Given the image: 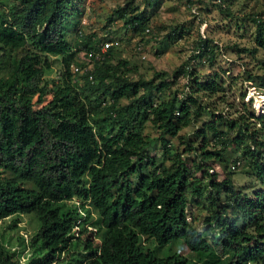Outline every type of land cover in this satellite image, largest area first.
<instances>
[{"label": "trees", "instance_id": "obj_1", "mask_svg": "<svg viewBox=\"0 0 264 264\" xmlns=\"http://www.w3.org/2000/svg\"><path fill=\"white\" fill-rule=\"evenodd\" d=\"M74 1L12 0L7 11L0 10V167L14 174L0 178V219L32 213L38 222L25 240L28 254L22 264H54L59 232L75 223L77 216L97 230L100 241L94 252L81 255L76 264H188L175 253L157 256L145 245L148 239L157 245L181 239L195 255L193 264H221L227 255L229 259L222 264H264V189L255 191L253 198L246 197L230 177L217 181L207 163L219 162L229 145L239 146L241 156L230 162L247 161L251 174L264 186V114L255 115L243 100L244 93H240L241 109L232 108L237 113L233 117L207 109L192 94L153 102L152 88L162 90L168 83L159 81L154 87L150 80L132 79L126 61L109 62L114 45L101 60H93V70L85 73V79L91 74L88 88L93 98L84 100L74 86L64 82L54 83L51 98L44 102L49 89L43 75L51 66L47 54L61 55L65 66L69 58L83 65L86 61H78L76 52L92 53L110 40L83 34L76 26V36L69 42L65 29ZM123 18L133 33L152 32L142 11L129 10ZM251 20L261 47L264 20L254 15ZM180 32L173 27L168 35L177 38ZM197 43L194 56L206 52L208 59L213 55L209 39L199 37ZM184 72L183 63L173 71ZM247 78L253 79L251 73ZM255 78V84L264 86V76ZM197 89L209 95L216 86L208 81L199 83ZM122 97L127 102L120 103ZM204 111L222 119L228 128L217 131L213 123H201L193 131L198 140L195 169L207 176L206 186L187 180L181 158L172 167L157 162L145 149L148 141L141 135L144 122L152 120L158 129L160 153L168 156L170 138ZM97 114L102 117L91 122L90 117ZM186 143L190 145L189 140ZM205 187L211 209L202 228L196 230L184 210L188 196L202 198ZM73 197L81 202L79 208L74 205L76 210L58 204ZM76 211L80 213L75 216ZM91 212L96 216L92 221L88 220ZM251 218L256 222L249 231L246 226ZM72 236L71 232L65 240ZM0 264H15L1 241Z\"/></svg>", "mask_w": 264, "mask_h": 264}, {"label": "rangeland", "instance_id": "obj_2", "mask_svg": "<svg viewBox=\"0 0 264 264\" xmlns=\"http://www.w3.org/2000/svg\"><path fill=\"white\" fill-rule=\"evenodd\" d=\"M11 2L12 0H0V10L7 11ZM122 7V10L116 11ZM129 10L142 11L145 14L152 25L150 34L133 33L125 25L123 15ZM251 15L264 20V0H75L65 32L71 43L76 36V26L83 34H94L102 40L118 41L113 44L109 62L126 61L125 68H129L128 74L132 79L140 77L150 80L154 87L159 81L168 83L162 90L152 88L153 102L167 99L170 95L180 98L192 94L197 95L203 105L207 104V109L213 108L214 112L225 111L229 117H233L237 113H233L232 108L241 109L240 93L244 91L247 76L251 73L253 79L250 80L254 84L257 81L256 76H264V43L261 47L256 43L255 24ZM173 27L176 28V33L182 31L180 37L173 38L168 35ZM199 37L209 39L213 45V55L208 59L206 52L194 56L199 47ZM82 52L80 50L74 55L78 61L82 59ZM47 57L51 66L44 70L43 75L49 89V93L44 96V102L51 98L53 84L62 85L64 82L74 86L84 100L93 98L94 92L88 88L90 82L88 78L85 79V73L92 71L95 66L93 60L81 65L69 58L68 65L65 66L61 55L47 54ZM181 63L184 64L185 72L180 75L173 73ZM73 66H77L79 70H73ZM208 81L214 82V93L208 95L199 92L198 84ZM119 102L125 103L127 99L122 97ZM101 117L102 114L92 115L90 120L96 122ZM201 123H213L217 131L228 129L222 119H213L204 111L201 116L181 128L177 136L170 138L171 153L165 157L160 153L158 129L152 120L147 119L144 122L141 135L148 141L145 149L157 162L164 161L167 167H172L174 161L181 158L185 162L187 180L206 186L207 176H200V171L195 169L198 158L194 148L198 147V140L194 138L193 131ZM187 140L190 145L186 143ZM207 146L210 147L208 143ZM240 153L239 146L234 148L229 145L223 151L219 162L209 160L207 163L213 168L217 181L228 176L234 187L246 197L253 198V193L262 191L264 186L258 176L251 174L253 169L249 163L245 160L243 167L234 171L229 169L230 160L240 157ZM12 177L14 174L9 168L0 167V178ZM132 179L135 183L137 177ZM24 184L29 188L31 186L27 182ZM207 194L208 189L205 187L202 198L188 196L184 212L186 220L196 230L202 228L204 218L211 209L206 200ZM80 203L79 198L73 197L58 204L63 208L68 206L76 210L75 206L79 208ZM76 213L75 216L80 212ZM89 215L88 220L96 218L95 213L91 212ZM255 222L251 218L246 228L250 231ZM37 224L32 213L14 214L0 219V241L11 253L15 264H22L25 260L28 254L25 237L28 238L35 231ZM71 232L73 236L66 241ZM99 241L97 230L77 216L75 223L59 232V245L53 263L76 264L81 255L94 252ZM144 243L159 257L175 253L178 257H184L188 264L194 262V253L184 246L181 239L165 245H157L152 239L144 240ZM228 259L229 255L224 256L221 264Z\"/></svg>", "mask_w": 264, "mask_h": 264}, {"label": "built area", "instance_id": "obj_3", "mask_svg": "<svg viewBox=\"0 0 264 264\" xmlns=\"http://www.w3.org/2000/svg\"><path fill=\"white\" fill-rule=\"evenodd\" d=\"M147 31V29H145ZM118 41L106 40L103 41L99 48L96 51L86 53L83 51L82 53V60H85L86 63H89L91 60L99 61L104 57V53L107 49L113 45L117 44ZM73 70H79L77 66L72 67ZM88 79H91V75H88ZM247 83L244 86V95L243 100L248 102L250 107L253 109L255 115H262L264 114V86H260L257 84L252 83L251 81L247 80ZM258 125V123H256ZM242 160L240 158L235 159L234 161L229 162V168L232 170H236L242 167ZM27 238L25 237V240Z\"/></svg>", "mask_w": 264, "mask_h": 264}, {"label": "clouds", "instance_id": "obj_4", "mask_svg": "<svg viewBox=\"0 0 264 264\" xmlns=\"http://www.w3.org/2000/svg\"><path fill=\"white\" fill-rule=\"evenodd\" d=\"M89 75V74H88ZM88 75H87V77H88ZM91 75V74H90Z\"/></svg>", "mask_w": 264, "mask_h": 264}]
</instances>
